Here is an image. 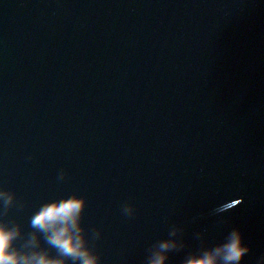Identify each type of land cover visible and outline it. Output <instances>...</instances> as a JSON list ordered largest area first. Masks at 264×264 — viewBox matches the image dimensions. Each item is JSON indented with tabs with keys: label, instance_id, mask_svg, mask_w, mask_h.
Segmentation results:
<instances>
[{
	"label": "water",
	"instance_id": "water-1",
	"mask_svg": "<svg viewBox=\"0 0 264 264\" xmlns=\"http://www.w3.org/2000/svg\"><path fill=\"white\" fill-rule=\"evenodd\" d=\"M0 185L25 232L44 202L86 196L102 264H144L173 224L187 247L168 264L234 228L256 264L264 0H0Z\"/></svg>",
	"mask_w": 264,
	"mask_h": 264
},
{
	"label": "clouds",
	"instance_id": "clouds-1",
	"mask_svg": "<svg viewBox=\"0 0 264 264\" xmlns=\"http://www.w3.org/2000/svg\"><path fill=\"white\" fill-rule=\"evenodd\" d=\"M67 176L68 171L61 169L57 180L62 182ZM87 204L88 198L78 193L48 200L32 214L31 231L25 232L22 223L8 219L14 208L24 205L14 190L0 185V264H102V255L94 242L100 240L103 230H91L89 236L83 223ZM121 213L131 219L136 215V207L125 202ZM185 234V226L173 224L167 238L149 245L144 264H168L174 252L187 247ZM194 237L201 241V246L187 253L182 264H242L252 249L239 228L232 229L213 246L207 245L203 232ZM256 264H264V255Z\"/></svg>",
	"mask_w": 264,
	"mask_h": 264
}]
</instances>
